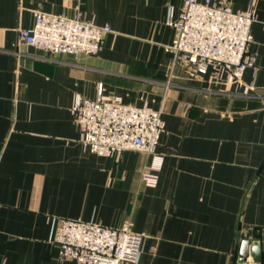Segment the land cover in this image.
<instances>
[{
	"label": "crops",
	"instance_id": "0c3cea01",
	"mask_svg": "<svg viewBox=\"0 0 264 264\" xmlns=\"http://www.w3.org/2000/svg\"><path fill=\"white\" fill-rule=\"evenodd\" d=\"M185 1L0 0V264H79L54 241L64 219L131 224L146 239L138 264H240L244 240L264 264V0H228L256 13L255 66L235 84L175 62ZM78 11L112 29L97 55L52 60L19 43L35 12ZM100 84L162 114L156 154L82 143L73 107Z\"/></svg>",
	"mask_w": 264,
	"mask_h": 264
},
{
	"label": "built area",
	"instance_id": "2783aa9c",
	"mask_svg": "<svg viewBox=\"0 0 264 264\" xmlns=\"http://www.w3.org/2000/svg\"><path fill=\"white\" fill-rule=\"evenodd\" d=\"M255 22V2L236 12L228 0H186L179 18L170 21L176 31L171 46L174 60L193 76L238 83L246 69L255 66V57L248 52ZM111 32L109 25L99 26L80 11L74 18L35 12L34 27L19 31V43L43 51L52 60L62 55L94 56ZM73 114L82 143L103 157H119L131 150L156 154L165 131L159 111L105 95L103 84L96 100L78 98ZM145 240L131 224L116 229L70 219L60 221L54 237L61 258L79 264H138Z\"/></svg>",
	"mask_w": 264,
	"mask_h": 264
},
{
	"label": "water",
	"instance_id": "95a60500",
	"mask_svg": "<svg viewBox=\"0 0 264 264\" xmlns=\"http://www.w3.org/2000/svg\"><path fill=\"white\" fill-rule=\"evenodd\" d=\"M250 255L256 264H262L260 243L258 241L252 242L250 240H244L240 249V264H243V262L248 259Z\"/></svg>",
	"mask_w": 264,
	"mask_h": 264
}]
</instances>
